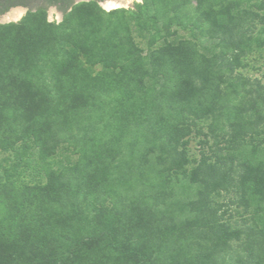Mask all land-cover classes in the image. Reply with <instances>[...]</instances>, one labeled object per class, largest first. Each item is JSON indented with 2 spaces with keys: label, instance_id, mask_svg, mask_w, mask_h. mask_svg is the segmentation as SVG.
Listing matches in <instances>:
<instances>
[{
  "label": "trees",
  "instance_id": "1",
  "mask_svg": "<svg viewBox=\"0 0 264 264\" xmlns=\"http://www.w3.org/2000/svg\"><path fill=\"white\" fill-rule=\"evenodd\" d=\"M45 13L0 24V264H264V0Z\"/></svg>",
  "mask_w": 264,
  "mask_h": 264
},
{
  "label": "flooded vegetation",
  "instance_id": "2",
  "mask_svg": "<svg viewBox=\"0 0 264 264\" xmlns=\"http://www.w3.org/2000/svg\"><path fill=\"white\" fill-rule=\"evenodd\" d=\"M75 0H54L55 3H50L51 0H0V11L7 9L4 14L14 10H25V11H34L40 8L54 9L58 13L64 15V10L68 11L72 5H74ZM71 2V5L69 3Z\"/></svg>",
  "mask_w": 264,
  "mask_h": 264
},
{
  "label": "water",
  "instance_id": "3",
  "mask_svg": "<svg viewBox=\"0 0 264 264\" xmlns=\"http://www.w3.org/2000/svg\"><path fill=\"white\" fill-rule=\"evenodd\" d=\"M88 0H75L74 5L79 2H84ZM136 0H98V4L105 10V11H111L117 8L127 7L132 2ZM48 12V22L51 21V14L54 13L56 15L57 24L62 21V14L58 13L54 9H48L46 10ZM25 10H19V11H10L3 16H0V24L4 23H10V22H17L19 19L22 18V16L25 14Z\"/></svg>",
  "mask_w": 264,
  "mask_h": 264
},
{
  "label": "rangeland",
  "instance_id": "4",
  "mask_svg": "<svg viewBox=\"0 0 264 264\" xmlns=\"http://www.w3.org/2000/svg\"><path fill=\"white\" fill-rule=\"evenodd\" d=\"M89 1H91V0H88V1H84V2H89ZM84 2H79V3H77V4H80V3H84ZM140 5V4H142V0H136V1H134V2H132L129 6H127V7H122V8H117V9H125V10H133L134 9V7H135V5ZM99 5V4H98ZM100 6V5H99ZM100 8L101 9H103L101 6H100ZM117 9H114V10H117ZM104 10V9H103ZM105 11V10H104ZM112 11V10H111ZM27 13H28V11H26L25 12V14L22 16V18L21 19H19L17 22H10V23H18V22H20L26 15H27ZM45 15H46V19H47V21H48V12L46 11V13H45ZM64 17V16H63ZM62 20H63V18H62ZM62 22V21H61ZM61 22H59V23H61ZM10 23H4V24H10ZM50 23H55V24H57V19H56V15L54 14V13H52L51 14V21H50ZM58 23V24H59ZM179 35L180 36H183V37H189V34H188V32H183V31H180L179 32ZM136 42L137 43H139V45L142 47V48H146L145 47V43H144V41L143 40H141V39H139V38H136ZM249 76H252V77H257V78H260L261 76H260V73H256V72H253V73H250V75ZM197 141H198V138H192L191 139V141H190V145H189V150H190V156L192 157V158H197L198 156H197ZM2 156H0V158H1ZM26 177V179H28V180H31V178H28L27 177V175L25 176ZM33 180V179H32Z\"/></svg>",
  "mask_w": 264,
  "mask_h": 264
}]
</instances>
